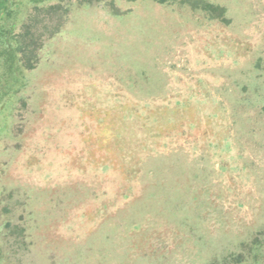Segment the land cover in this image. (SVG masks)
<instances>
[{"label": "rangeland", "instance_id": "1", "mask_svg": "<svg viewBox=\"0 0 264 264\" xmlns=\"http://www.w3.org/2000/svg\"><path fill=\"white\" fill-rule=\"evenodd\" d=\"M207 1L39 3L69 11L0 60V264H264V0Z\"/></svg>", "mask_w": 264, "mask_h": 264}, {"label": "trees", "instance_id": "2", "mask_svg": "<svg viewBox=\"0 0 264 264\" xmlns=\"http://www.w3.org/2000/svg\"><path fill=\"white\" fill-rule=\"evenodd\" d=\"M16 1V2H15ZM0 0V60L6 69V77L10 79H15L19 82L18 75L14 72L20 67L19 65L26 68H33L38 57V42L42 38V31L39 30L38 34L33 28L37 27V22L43 19H38L39 14L47 13L50 26L47 29L49 36L56 34L60 31L66 16L68 14L69 8L64 6L62 2L51 4L48 6L40 7L39 3L42 0H29L34 5V13H31L28 18L22 22L20 32H14L13 28V14L14 10L10 5L24 3V0ZM28 1V0H27ZM92 3L93 0H87ZM134 1V0H131ZM160 2H167L170 0H158ZM181 3H188L193 7V9H201L205 11L211 17L221 18L224 15V8L215 5L207 0H180ZM9 3H11L9 5ZM3 14V15H2ZM39 16V17H38ZM36 17V19H33ZM38 17V18H37ZM11 19H13L11 21ZM34 22L36 23H33ZM36 36V38H35ZM42 42V41H41ZM38 44V45H37ZM37 45V46H36ZM4 81V78L0 77V85ZM14 89L8 90L4 86L0 88V99L3 100L6 97L9 99L13 96ZM5 96V97H3ZM0 100V101H1ZM1 127V126H0ZM6 128L3 126L1 129Z\"/></svg>", "mask_w": 264, "mask_h": 264}]
</instances>
